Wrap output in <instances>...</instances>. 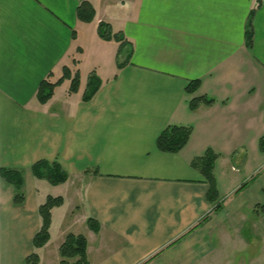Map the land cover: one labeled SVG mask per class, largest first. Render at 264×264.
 Listing matches in <instances>:
<instances>
[{
  "label": "crops",
  "instance_id": "1",
  "mask_svg": "<svg viewBox=\"0 0 264 264\" xmlns=\"http://www.w3.org/2000/svg\"><path fill=\"white\" fill-rule=\"evenodd\" d=\"M82 1L94 8L89 23L76 18ZM100 22L123 38L118 54L120 41L98 37ZM83 57L106 74L95 75L92 98L82 101L80 85L68 93L64 80L39 104V83L56 81L63 66L79 71ZM193 80L199 87L187 95ZM198 97L213 103L190 109ZM169 125L192 128L178 153L155 145ZM263 136L264 0H0V168L23 177L20 205L0 179V264H23L34 251L39 264H58L68 233L85 237L89 264H227L225 246H260L248 262L264 264ZM206 149L218 154L215 213L190 166ZM235 151L251 152L246 177L225 168ZM39 161L68 177L58 184L63 203L51 211L49 240L34 250L38 207L48 197L38 184L47 181L31 172ZM246 207L252 224L240 213ZM55 214L68 224L52 244Z\"/></svg>",
  "mask_w": 264,
  "mask_h": 264
},
{
  "label": "trees",
  "instance_id": "2",
  "mask_svg": "<svg viewBox=\"0 0 264 264\" xmlns=\"http://www.w3.org/2000/svg\"><path fill=\"white\" fill-rule=\"evenodd\" d=\"M95 15L94 8L87 1H82L76 9L77 20L89 23L93 20ZM252 15V14H251ZM97 35L102 40H115L120 41L117 54L120 52L123 38H119L118 34L111 33L109 25L107 23L100 22L97 26ZM253 40V33L251 30V18L247 23V31L245 34V42L248 48H251ZM76 64L78 61H72ZM121 64H117L119 67ZM64 80H69L68 93H76L79 89L80 79L79 71H74L67 66L61 68V76L56 81H51L47 76L43 79L36 90L35 98L39 104H45L53 96L54 89L60 85ZM100 85L99 79L91 73L88 76L85 92L82 95V101H89L96 93ZM199 87V80H193L185 88L187 95H192L197 91ZM199 103L210 105L213 100L205 97L193 98L190 100L188 107L192 110L197 108ZM192 128L189 126H166L158 135L155 145L158 151L164 153H178L188 142L191 135ZM258 150L264 153V136L260 138L258 142ZM218 158V154L214 153L211 149H206L204 153L194 158L190 162V166L197 170L208 186L206 193V199L212 206L210 213L217 212L222 205L218 198V191L213 175L215 161ZM32 175L37 179H44L50 185H58L67 180V174L57 165L55 162L39 161L35 163L31 168ZM0 179L13 188V202L20 205L23 202V177L20 172L10 169L0 168ZM247 183L242 184L238 190L240 191ZM63 199L58 197L48 196L44 203L38 207V215L40 225L38 231L34 234L32 239V245L34 250L42 248L49 240V228L51 224V211L55 207L61 206ZM208 215L203 218L206 220ZM87 226L93 231L97 232L99 229L98 223L89 218L86 221ZM87 242L83 235H75L68 233L58 248L59 263L58 264H89L86 255ZM23 264H39V257L36 251L27 256Z\"/></svg>",
  "mask_w": 264,
  "mask_h": 264
},
{
  "label": "rangeland",
  "instance_id": "3",
  "mask_svg": "<svg viewBox=\"0 0 264 264\" xmlns=\"http://www.w3.org/2000/svg\"><path fill=\"white\" fill-rule=\"evenodd\" d=\"M89 43V42H88ZM75 60V59H74ZM76 61V60H75ZM89 63H87V61H85V57H83V64H81L79 66V79H80V91L81 93L84 91V89H86V83L88 81V76L90 75L91 71L94 70L96 71V73L93 72L94 75L99 76V77H104L105 71L102 70V67H96L94 66L95 64L92 63L91 59H89ZM73 64V62H72ZM74 65V64H73ZM75 67H71V70L74 71ZM97 69V70H96ZM67 86V83L66 85ZM63 85L60 86V88L58 89L57 94L59 95L62 91H63ZM246 155H248V159L250 158L251 152L250 151H235L233 152V156H231L230 158V164H228L227 166H225V168L227 167V169L229 170L228 172L234 177H246V173L247 171L250 169L248 166H243V159L246 157ZM234 170H232V168ZM230 169L232 172H230ZM237 169V170H236ZM252 174V172L250 173ZM247 179V178H246ZM46 182V181H45ZM38 184H44V186L46 187V193L48 196L51 197H58V195L61 194V186H53L50 185L49 183H42L39 182ZM39 185V186H40ZM67 207V206H66ZM67 209V208H66ZM242 215H244V218L248 220L249 224H252V215H250V210L247 209V207L245 209H243V212H240ZM238 216V215H237ZM241 217V216H239ZM55 219H56V227L53 230L54 234L55 232H57L58 229H63L64 225L67 224H61L55 214ZM235 219V217H234ZM233 219V220H234ZM239 219V223L241 222L240 220H242V218H236ZM229 221H232V219H227V221L225 222L226 225V229L229 228ZM58 222V223H57ZM74 223H77V218H75ZM70 224V223H69ZM58 225V227H57ZM60 225V226H59ZM77 229H79V231H84L83 227H78ZM227 232L233 236L234 232L232 230H227ZM58 235L55 233L53 235V239H52V244L57 243V240L59 238H57ZM213 240L215 239V236L213 237ZM262 254V248L260 246L256 247V248H250V247H234V246H225L224 248V253L223 255L227 258V264L228 261H231L230 264H249L248 262V258L252 257V256H261ZM40 264H46L45 262H42Z\"/></svg>",
  "mask_w": 264,
  "mask_h": 264
}]
</instances>
